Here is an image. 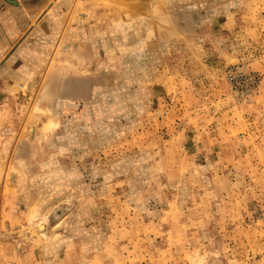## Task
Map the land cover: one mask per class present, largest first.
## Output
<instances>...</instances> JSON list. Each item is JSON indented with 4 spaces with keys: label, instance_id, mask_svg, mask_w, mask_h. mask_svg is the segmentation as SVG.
Masks as SVG:
<instances>
[{
    "label": "rangeland",
    "instance_id": "rangeland-1",
    "mask_svg": "<svg viewBox=\"0 0 264 264\" xmlns=\"http://www.w3.org/2000/svg\"><path fill=\"white\" fill-rule=\"evenodd\" d=\"M178 1L183 42L142 59L138 78L66 65L75 75L65 83L81 92L65 114L92 153L29 156L57 116L28 93L18 103L24 119L0 166L20 141L29 162L8 180H60L74 160L78 187L44 202L21 194L44 212L27 207L3 228L0 264H264V0ZM100 86L92 127L81 105Z\"/></svg>",
    "mask_w": 264,
    "mask_h": 264
},
{
    "label": "crops",
    "instance_id": "crops-1",
    "mask_svg": "<svg viewBox=\"0 0 264 264\" xmlns=\"http://www.w3.org/2000/svg\"><path fill=\"white\" fill-rule=\"evenodd\" d=\"M178 4H181L178 0H0V93L5 92L0 96V156L4 155V143L12 139L13 125L23 122L18 103L24 105L28 94L35 97L40 113L48 111L57 116L54 132L38 135L34 142L36 151H30L29 156L92 153V143L89 151L79 148L78 125L73 115L65 114V110L79 107L80 101L73 99L81 92L78 86L65 83L75 75L67 71L66 65L69 70L72 64L88 66L90 73L101 75V81L111 77L117 82L118 78L123 81L138 78L145 69L142 59H157L159 47L183 42L184 27ZM98 89L91 96L93 103L88 100L81 105L84 109L91 108L92 115L84 116V124L93 120L92 127L96 122L95 100H102L107 92L104 86ZM47 143L51 147L47 148ZM29 145L15 142L10 152L11 164L6 165L2 160L4 167L0 166L6 177L5 183L0 180L3 190L0 208L4 210L0 212V235L5 226L13 228L10 221L22 217L19 211L28 207L41 214L44 209L38 200L44 202L57 196L54 193L62 190L60 186L72 191L78 187L72 175L77 168L74 160L64 162L67 171L60 180L36 179L25 188L23 180H18L19 186L11 183L8 178L12 172L21 171L26 161L29 162ZM21 194L37 201L23 203ZM16 211L19 214H13Z\"/></svg>",
    "mask_w": 264,
    "mask_h": 264
}]
</instances>
